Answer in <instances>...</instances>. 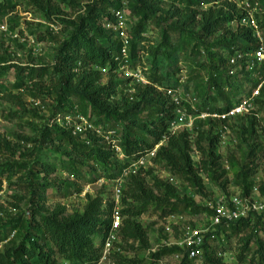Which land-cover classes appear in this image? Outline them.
Instances as JSON below:
<instances>
[{
	"label": "rangeland",
	"instance_id": "obj_1",
	"mask_svg": "<svg viewBox=\"0 0 264 264\" xmlns=\"http://www.w3.org/2000/svg\"><path fill=\"white\" fill-rule=\"evenodd\" d=\"M103 1L0 0V5L7 7L0 11V27L5 25L8 29V32H0L7 51L9 63L6 64L51 66L59 45L72 29L70 23L90 10L101 8ZM120 1L128 18L124 28L130 36L137 18L126 6L129 0ZM157 1L163 15L147 22L139 58L130 66L131 70L140 68L148 84H140L120 70L112 75L102 73L99 83L101 86L109 85L111 81L117 83L118 96L114 103H120L122 109L125 96L129 105H135L139 103L136 93L138 95L148 87L163 93L174 105L167 130L146 133L148 143L142 154L144 165H138L136 174H129L123 181H120L123 169L137 162L139 156L128 160L124 168L118 154V164L103 165L86 161L74 144L60 142L56 135L44 139L53 103L48 91L53 81L49 82L43 95L34 96L25 89L13 88L16 81L14 71L3 78L1 83L7 91H2L4 96L0 100V245L6 241L3 238L9 239L15 230L17 234L12 240L16 247L26 241L31 222L35 232L38 231L35 236L38 246L32 248L33 258L30 259V254L27 258L32 262L40 259L42 264H73L60 254L52 239L53 228L56 224L93 216L103 225V233L94 237L93 252L97 260L74 264H259L264 258V219L256 227H237L235 224L229 228L223 223L221 228L212 224L215 207L229 205L232 196L240 193L251 199L264 197V98L256 101L249 114L222 120L214 115L225 113L226 106L216 100L217 93L211 90L206 97L198 96L195 112L186 108L187 115L191 116L189 121H193L192 130L184 127L174 130L170 123L177 117L179 107L167 91L181 87L183 91L197 93L195 88L204 86L212 65L219 59L224 60L221 69L230 70L229 60L234 53L221 44L215 45L221 31L207 37L197 53L193 52L192 46L182 44L180 33L172 26L187 25L198 33L201 31L200 14L194 17L196 22L189 27L190 19H193L190 13L187 16L174 15L176 8L183 9L179 2ZM206 9L204 6L200 11ZM108 12L114 13L112 6ZM105 21L99 22L103 28ZM164 30L170 32L167 44H163ZM116 31L113 30L115 37ZM38 37L44 40L40 41ZM157 49L158 54H155ZM239 73L244 74L245 70ZM245 77L242 76V95L231 97L232 105L255 87L257 75ZM9 91L20 95L23 104L20 105ZM148 95L151 96V92ZM31 99L40 101L43 107H35ZM72 101L84 109L83 112L93 113L80 99L73 98ZM137 112L139 115L135 119L141 125L146 122L151 126L153 118L158 119V114H151L149 108L140 107ZM91 119L96 125L97 115L93 114ZM126 123H121L118 130L121 131ZM112 125L98 124L96 127L105 134L112 131L109 128ZM95 136L100 137V134ZM186 154L202 177L203 191H197L182 171ZM132 176L140 177L145 191L136 192L130 188ZM116 185L122 188L118 206L121 226L113 240ZM148 193H151L152 200L146 212L140 217H132L130 206L139 207L141 202L137 199H146ZM170 215L179 217L172 233L166 231ZM20 217L25 218L21 225L17 223ZM187 228L200 231L204 238L203 254L198 258H190L187 249L178 244L185 237ZM247 243L250 252L246 253L245 261L239 263L238 257ZM3 246L0 248V264H7L12 259V249Z\"/></svg>",
	"mask_w": 264,
	"mask_h": 264
},
{
	"label": "trees",
	"instance_id": "obj_2",
	"mask_svg": "<svg viewBox=\"0 0 264 264\" xmlns=\"http://www.w3.org/2000/svg\"><path fill=\"white\" fill-rule=\"evenodd\" d=\"M173 1L175 3L179 2L183 6V9L176 8L174 15L187 16L188 13L191 14L193 19H190L189 27L196 22L194 17L200 14L199 23L201 31L198 33L192 29L190 30L187 25L180 26L175 24L172 26L175 32L178 31L180 33L179 37L180 41L181 39L183 40L182 44L192 46L193 52L197 53L199 45L201 43L205 44L204 40L207 37L220 31L222 35L218 37L215 45L221 44L231 49L233 53L237 50L253 51L259 46V42L254 36L252 29L240 24V21L246 16V12L229 0ZM259 1L264 7V0ZM109 6L113 7L114 13L125 10L124 7L122 8L120 0H104L101 8L90 10L87 14L77 17L70 23L72 29L69 31L66 40L59 45L54 64L51 66L7 65L6 63L9 62L7 51L4 48L5 41L0 39V100L4 96L2 91H7L1 82L11 71L16 73V81L13 88L15 90L25 89L31 95L34 94V96L43 95V92H45V89L50 84L49 82L53 81L51 89L48 91V96H50L53 103L50 105L49 124L43 134L44 139L45 137L47 139L56 135L60 142L67 141L70 144H74L81 157L89 162L102 163L103 165L112 162L117 163V154L101 137L89 135L88 139L84 140L80 136H73L69 131L54 123V119L58 115L66 116L77 112L92 121L91 116L93 114L95 116L96 114L98 118L96 126L98 124L108 125L113 123L109 127L111 128L110 130H114L120 134V147L125 156L120 162L122 163V168H124L128 164V160L143 154L148 143L147 132L157 133L161 130L163 133L167 130V124H169V120L173 116L174 105L170 104L169 99L163 93H159L155 89L148 87L140 94L137 95L136 93L135 97L139 99V103L135 105H129L125 96V104L123 102L125 107L122 109L120 103H114V99L118 96L117 83L114 84L111 81L106 86L99 84L102 73L112 75L115 71L120 70L118 63L115 62V58L121 52L122 42L113 34L116 18L114 13L108 12ZM126 6H128L127 8L131 11L132 16L137 18V23L129 36L130 66H132L134 61L139 58L140 45L144 40L147 22L152 19H159V16L163 14H161L157 0H129ZM204 6H207V9L200 11ZM0 8V11L7 9V7H2L1 5ZM102 19H106L105 28L99 24ZM257 21L262 33L264 30V15H258ZM38 38L40 41L44 40L41 37ZM169 38L170 32L164 30L162 37L163 44H167ZM155 52V54H158V49ZM223 62V59H219L217 63L212 65L213 68L206 83L204 86L196 87L197 93L194 94L197 98L198 96L206 97L209 91L215 90L217 93L216 100L224 104L226 106L224 109L227 111L233 106L231 104L232 98L234 99L236 94L242 95L244 88V78L242 76L245 75L247 77V75H251L252 73L245 70L244 74L230 75L232 67L230 70L226 69L224 71V69H221V63L223 64ZM29 83H32V85L30 86ZM149 92H151V96L148 95ZM9 93L14 99L18 100L20 105L23 104L20 95H13L11 91ZM262 97L264 98V88L262 89L260 98ZM73 98L80 99L83 104L88 105L93 110V113L89 115L83 112L84 109L76 105L72 101ZM140 107L149 108L152 110L151 114H158V119L155 120L153 118L151 126L146 122L141 125L140 121L135 119L139 115L137 111ZM34 110L38 111V109ZM220 112H223V109ZM124 121H127V123L119 131L118 127ZM181 136H187V134H182ZM185 143L188 144L187 139H185ZM183 164H181V168L187 179L197 191H203L202 177L193 167L189 155L186 154ZM31 172L34 171L32 170ZM131 178L129 186L132 190L136 192L146 190L140 177L132 176ZM32 179L34 180V176H32ZM1 184L0 180V192ZM147 195L146 199H137V202H141L139 207L130 206L129 212L132 217H140L146 212L147 205L152 200L149 197L151 193ZM24 219V217H20L17 223L21 225ZM263 219L264 216H258L252 220L241 219L231 223H224L229 228L235 224L237 227L239 225H252L256 227ZM32 225L33 223L30 222L26 241L16 247L11 239L4 245L5 248L12 249V259L7 264H42L40 259L32 262V260H29V257L27 258L28 254H30V259L33 258L34 253L32 248L35 249L34 247L38 246L37 243L35 244V236L38 234V231L35 232L36 229ZM221 228L223 227L221 226ZM15 232L17 234V230ZM102 233L103 225L95 217L85 216L64 224H56V227L53 228L52 239L56 243L60 254L70 263L92 262L97 260V256L93 252L94 237ZM3 240H7V237H4ZM249 245L247 243L244 246L243 253L239 255V263L245 261L246 253L250 252ZM259 264H264V258L260 259Z\"/></svg>",
	"mask_w": 264,
	"mask_h": 264
},
{
	"label": "built area",
	"instance_id": "obj_3",
	"mask_svg": "<svg viewBox=\"0 0 264 264\" xmlns=\"http://www.w3.org/2000/svg\"><path fill=\"white\" fill-rule=\"evenodd\" d=\"M229 1L236 4L238 8L246 12V16L242 21H240V24L252 29L254 36L259 42V46L253 51L237 50L235 51L233 57L229 60L232 67L230 75H237L240 70L242 71L244 69L246 71H250L253 75H257V80L255 87L250 90L249 94L243 95L238 103H235L225 113L214 115L216 118L222 120L244 116L252 112L255 108L256 101L261 97V92L264 88V39L257 21L258 15H264V7L261 5L259 0ZM114 16L116 18V25H114L113 30H118L116 31V37H118L122 42L121 52L115 58V62L118 63L120 71H125L136 82L140 84H148V80L144 75H142L140 68L135 70L130 69V37L124 28L126 27V22L128 21L127 14L125 11L121 10L116 11ZM0 32H8L7 27L2 25L0 27ZM181 82H184V80H181ZM167 94L170 98H172L174 104L179 107V110L176 113L177 117L170 123V126L172 128L174 127V130L179 127H184L188 131H191L193 128V121H189L191 116L187 115L186 108L188 107L194 112L197 110V96L194 94L193 90L183 91L181 87L169 89ZM30 102L33 103L35 107L42 106L40 101L31 99ZM54 122L69 131L73 136H80L84 140H87L89 135L100 134V137L111 146L113 151L118 154V157L121 160L125 158L120 147L121 137L117 135L118 133L116 131L113 130L108 131L105 134H101V131L91 120L77 112L66 116L58 115L54 119ZM225 129L227 130V127ZM152 155H154V153ZM144 162L143 155L140 154L137 162L132 163L130 166L123 169L120 181H123L129 174H136L137 166H143ZM114 192L117 207L113 212V240L116 238L117 229L121 226V212L118 207L122 196L121 186L116 185ZM215 212L212 224L216 226H220L224 222L231 223L241 219L252 220L258 216H264V197L251 199L239 193L238 195L230 198L229 205L224 204L215 207ZM178 222L179 217H177V215H170L167 219L166 231L168 233H172L173 225L178 224ZM15 234L16 232H14L9 239L3 242L0 245V248H2V246L9 240L14 238ZM178 244L180 247L187 249L188 256L192 259L198 258L203 254L204 238L200 235V231H192L190 228H187L185 237Z\"/></svg>",
	"mask_w": 264,
	"mask_h": 264
}]
</instances>
